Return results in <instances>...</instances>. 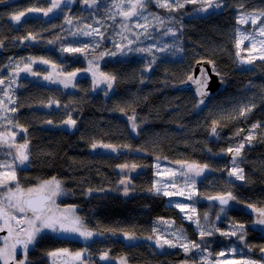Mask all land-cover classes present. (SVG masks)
<instances>
[{
	"label": "trees",
	"instance_id": "16d2710c",
	"mask_svg": "<svg viewBox=\"0 0 264 264\" xmlns=\"http://www.w3.org/2000/svg\"><path fill=\"white\" fill-rule=\"evenodd\" d=\"M222 2L225 5L223 8L204 14L196 12L197 6L193 5L169 13L149 0L145 12L148 20L134 19H142L140 24L147 23V33L143 28L137 29V33L142 31L141 35H149L153 26L151 15H159L164 22L158 23V33L154 34L152 43L140 45L143 49H150V54L136 51L132 44L126 52L108 55L109 61L102 69L116 77L114 89L108 97L83 93L77 107L50 109L51 112L45 114L37 112L35 106L51 96L50 92L38 89L27 93L16 91V104L12 107L18 110L9 116L14 123L27 128L26 136L30 142L28 166L17 169L20 186L35 188L55 177L62 182L64 190V194L58 197L59 208L75 206L76 213L86 226L102 236L86 244L43 236L29 250L30 264H51L46 253L61 248L71 252L86 248L94 264H98L96 258L105 251L111 258L126 257L129 264H201L204 257L207 261L212 259L207 253L213 256L219 250H227L232 244L237 246L239 258L264 260L261 257L264 253L261 252L264 235L258 234L260 226L254 223L258 214L241 209V206L249 204L257 209L264 208V130H256V139L251 146L246 145L242 159L238 158L245 180L229 177L232 154L227 152L229 147H236L243 140L252 124H264V61L256 60L248 67L238 63L235 34L239 27L236 18L241 0ZM242 2L249 11L264 9V0ZM32 4L33 0H20L13 5L0 7V40L4 42V46L0 47V70L11 54L21 53L17 38L27 35L26 26H11L7 21L8 16L16 7H29ZM111 5L112 0H99L96 7H100L102 13L98 27L105 31L95 35L92 40L105 39L107 51L116 53L119 51L116 45H120L121 37L116 21L111 24L107 19L106 8ZM58 26L51 25L46 35L68 34L69 28L58 29ZM38 28L34 35L41 34V28ZM169 28L176 32L175 36L168 33ZM157 35L159 40L156 45L154 41ZM80 42L87 45L83 34ZM204 60L215 63L223 86L209 101L197 107L198 101L191 93L177 91L176 87L187 79L198 61ZM150 62L151 70L146 73L144 69ZM4 70L9 73L11 67ZM0 77H5L4 73H0ZM253 102L256 107L247 118L239 117V107ZM120 109H124V112ZM67 112L73 114L72 118L76 120L74 129L67 131L40 126L48 120H66ZM133 115L138 125V131L134 133L126 121ZM213 121L218 124L216 134L211 131ZM4 123L0 121V124ZM241 128L244 132L235 135ZM3 130L0 127V131ZM93 142L115 145L117 152L106 153L102 148L92 150ZM177 162L208 165L200 176L189 173L195 180L194 189L185 185L184 176L168 177L167 169L178 173L184 170ZM125 163L141 167L136 175L130 177L132 195L128 198L120 195L117 184L121 175L116 168ZM154 165H159V168ZM158 171L161 175H156ZM173 180L176 187L167 190L176 192L180 189L185 195L195 191L192 200L180 195L168 197L149 191L154 182L162 184ZM89 188L95 190L91 195H88ZM229 192L236 199L231 201L233 206L230 204L223 213L220 207L206 198ZM178 202L189 205L195 202L194 219L198 218L213 234L201 240L196 224L174 206ZM218 214L221 216L219 221ZM188 215L192 213L189 211ZM205 215L207 220L204 219ZM163 221H175V224L169 229ZM233 223L245 225V239L251 251L235 237L222 236L213 228L228 231ZM154 227L164 235L176 227H183L188 239L199 242L202 247L186 255L181 248L165 246L163 251L157 249L153 244L155 237L149 241L152 245L146 241L130 244L119 237L122 233H128L146 238L152 236Z\"/></svg>",
	"mask_w": 264,
	"mask_h": 264
},
{
	"label": "snow or ice",
	"instance_id": "6c2138e0",
	"mask_svg": "<svg viewBox=\"0 0 264 264\" xmlns=\"http://www.w3.org/2000/svg\"><path fill=\"white\" fill-rule=\"evenodd\" d=\"M0 2H3V0H0ZM74 2L75 0H50V3L46 7H28L27 9L13 12L10 14L9 19L15 24H20L22 23L23 18H25L29 13H39L44 17H48L50 14L62 11V5L72 4ZM80 2L87 8H95L98 5L99 0H80ZM148 2L149 0H112V7L116 9V13L112 14V18L114 19L115 15L118 13L125 22L132 21L134 18H143L147 21L148 16L145 15V12L147 11ZM151 2H154L157 7L167 10L169 13H175L183 10L187 5L197 6L195 11L204 14L221 9L225 6L222 0H151ZM237 13L236 24L240 26L250 24L252 26V30L242 31L241 28L236 29V59L242 65H253L256 60L264 61V39H257L258 37H264V9H253L249 11L245 8V4L241 0L238 4ZM154 19L159 21L161 24L164 22L163 18L159 15H155ZM65 23L71 25L72 19L65 17ZM100 23L101 22L99 20L96 21V24L99 25ZM133 27L143 28L144 32L147 33V23L135 24ZM84 28L91 29L90 31H82L81 34L84 36H92L94 33L99 34L100 32L98 27H93L92 25L85 24ZM123 28L127 30L129 28V24L124 23ZM168 33L173 36L176 35V32L171 28L168 29ZM133 35H136V33H133ZM17 39L19 40V43L23 45L25 41H35L37 37L30 33L27 36L18 37ZM245 41H248L250 46L242 47L244 46ZM49 43L53 42L49 41ZM3 46L4 42L3 40H0V47ZM96 47H99V45L97 44ZM116 47L119 48L120 45L117 44ZM87 50L88 45H84L83 47L68 46L61 48V52L68 53L69 55H84ZM136 51L149 52L150 54L151 50L136 49ZM177 51H180V49L177 48ZM242 51H246L248 55L246 57H242ZM106 55L114 56L116 53L101 52L100 58H103ZM198 63L211 64L213 73L220 75L213 61H198ZM36 64L48 65L53 70L58 69L57 63L52 60L44 57L29 56L26 59L21 58L14 61L10 65L11 71H9L8 75L6 77H0V93H2V95H0V121L6 122V125L0 124V127L4 128L3 131H0V149H9L7 155L11 158L8 161L0 162V190H3L0 192V233H6V235L0 236V241H2V244H0V264H30L28 260L29 249L39 243L46 231L56 235L76 236L84 241H88L98 234L90 230L84 223L83 219L76 215L75 206H68L63 209L56 206L54 198L64 194L61 181L53 177L51 180L44 181L38 187L25 189L20 186L17 180V168L19 166H25L29 162L30 142L26 138L23 143L17 142V134L13 131V129L19 128L20 131L24 133H27L28 130L18 123H14L13 119L7 114L15 113L18 110L17 107H10V105L16 104L12 85L17 82V78L21 73H26L31 76H40L41 73L33 68V65ZM149 70H151V62L146 65L144 69V71ZM87 71L92 74L94 91L99 88L101 84H106L108 90L112 89L113 83L116 80L114 75L100 71L99 65L96 64L94 67L92 61H89V68ZM79 72L80 69L72 72L56 71L57 76L64 77L62 80L55 79L52 72H48L46 75H43L42 78L51 83H62L65 88H68L72 85L73 80L77 77ZM187 79L196 85L197 96L206 97L209 94L205 91L209 83V74L203 67L200 68L199 77L189 74ZM141 82L143 83V81ZM107 94L108 92L106 91L105 95ZM204 103V99L201 98L197 107ZM57 106H59L58 102ZM255 107L256 105L254 102L242 105L239 107L238 116L241 118H247L248 114H250ZM120 111L123 113L124 109H120ZM129 121L131 122L132 132H137L138 125L136 123V117L134 115L130 116ZM46 123L51 125L53 122L48 120ZM63 124L69 129H74L76 126V120L69 117L67 120L63 121ZM217 126V121H213L211 129L213 134H216ZM257 129L264 130V124H252L248 129L247 134L244 135L243 140L240 141L236 147H229L227 149V152L232 154V168L228 171L229 177H235L236 180L241 181L246 179L243 168L239 166L238 158L242 159V151L245 149L246 145L251 146L252 141L256 139ZM242 132H244V129H238L235 135L239 136ZM91 148L92 150L102 148L113 153L117 152V146L102 142H93L91 144ZM177 163H179L181 168L184 170L178 173L175 170L167 169L166 172L168 177H176L178 174L184 176L185 185L193 189L195 188V180L189 176V173L193 176H200L205 169L208 168V165L206 164L198 165L196 163ZM118 167L121 172H124L129 168L135 170L137 165H129L125 163L118 165ZM153 167L159 168V165H154ZM156 175H161V172L158 171ZM120 184L124 185L123 194L127 196L129 194V188L127 185L131 184V180L127 178L121 179ZM10 185L15 186L11 187ZM174 187H176V182L174 180L162 184L154 182L149 191L153 194L162 193L164 196L168 197L180 195L184 196L185 199L188 200H192L193 196L196 195L195 191H191L185 195V192L180 189H177L176 192H170L167 190ZM93 191L95 190L89 188L88 195H91ZM100 191H104V189H100ZM206 198L212 201H218L221 206V213L224 212L225 206L229 204V201L236 199L231 192ZM194 203L195 202L189 205L178 202L174 206L184 213L185 217L189 221L196 224V227L199 229L200 238L203 240L204 237L211 236L213 232L206 229L198 218L194 219L196 214ZM247 207L251 208L253 212L258 214V218L254 221V223L264 226V208L257 209L254 205L250 204L247 205ZM189 211L192 213L191 216L188 215ZM204 219H208L207 215H205ZM217 219H219V214ZM163 223L167 224L169 229H172L175 221L171 223L163 221ZM229 227L230 230L221 231L219 228L213 226L214 230L219 232L220 235L228 238L235 237L241 242V244H244V246L248 247V250L251 251L252 249L247 245L245 239V225L242 223H233ZM113 234H115V232H113ZM122 235L124 239L128 241L135 239L134 235L128 233H122ZM153 237H155V247L161 251H163L165 246H167V248H181L187 255L190 251L199 250L202 247L199 242L190 241L188 239L183 227H176L173 231L168 232L166 235L161 234V231L154 227L152 236L146 237V239L153 240ZM203 250L207 251L206 248ZM236 251L237 250L235 248L229 249L227 252L222 250L217 254V256H234ZM261 252H264V248H261ZM21 254L23 258H20ZM46 255L51 264H91L89 253L86 248L76 252H71L67 248H61L55 251H48ZM111 259L112 258L109 256L107 251L102 252L99 255V261L106 262ZM116 264H128L127 258H119L116 261ZM185 264H187V262H185ZM201 264H208L207 258H202ZM212 264H264V260H256L251 257H241L239 260L217 259L212 262Z\"/></svg>",
	"mask_w": 264,
	"mask_h": 264
},
{
	"label": "flooded vegetation",
	"instance_id": "af4514ba",
	"mask_svg": "<svg viewBox=\"0 0 264 264\" xmlns=\"http://www.w3.org/2000/svg\"><path fill=\"white\" fill-rule=\"evenodd\" d=\"M50 3V0H33V4L29 7H46ZM28 7H16L14 12L18 10H24ZM62 11H57L53 14H50L48 17H44L42 14L39 13H29L25 18H23L22 23L15 24L13 23L8 16V22L13 27H19L22 25L26 26V32L28 34H33L38 31V27L41 29L40 35H35L37 39L35 41H25V44L21 45L20 48L22 49L21 53H13L8 58V62L4 65V68L11 67L10 65L21 58H27L29 56L33 57H44L46 59L52 60L57 63L58 69L53 70L48 65L43 64H36L33 65L34 70L41 73L40 76H31L26 73H21L19 78H17V82L19 80V85L14 84L12 85L14 91H26L30 92L33 90L38 89V91L42 92H50L51 96H49L47 99L43 100L41 103L35 106L37 109V112L41 113H50V109L58 110L59 108H71V107H77L80 104V98L84 95H90L94 96L95 94H100L102 97H108L111 92L114 89V83L111 90L107 89L106 84H101L99 88H97L95 91L93 90V77L91 72L87 71L89 67V61L93 62V66L96 64L99 65V70L103 71L102 68L106 65L108 59V55L104 56L102 58V61L98 62L95 59V55L99 54L101 52H109L107 51L108 46H106V40L103 38L97 39V40H90L88 38L89 36L83 35V40L87 39L85 42L87 45H90L88 47V50L84 53V55L76 54V55H69L68 53L61 52L62 47H68V46H75V47H83V43L80 42V39H82V31L85 30H91V29H85L82 24L84 22L94 21L96 14H98L97 17L100 16L102 12L99 11V7H95L94 11L91 13H88L87 7L84 6L80 1L75 0L72 4H65L62 5ZM84 12H87L86 14ZM65 17H69L72 19V24L69 25L65 23ZM107 21V19H106ZM122 22L125 23V21L122 20ZM59 25L58 29L60 28H69L68 34L65 35H59V36H52L49 37L46 35L48 32V28L51 25ZM96 24V21L93 23ZM112 24V23H111ZM100 32L105 31L104 28H99ZM77 31L81 37L77 38L73 37L74 33ZM99 32V33H100ZM26 35V36H27ZM95 35H98L95 33ZM104 40V41H103ZM49 41H52L53 43H49ZM89 41V42H87ZM99 45V47H96V45ZM79 45V46H78ZM118 49V47H117ZM119 50V49H118ZM99 51V53H97ZM111 53V52H109ZM120 53V51L116 52V55ZM77 69H80V72L78 73L77 77L73 80V83L68 88H65L62 83H51L49 81H45L42 77L43 75H46L48 72H52L53 76L57 80L64 79L63 76H57L56 71L60 72H72L76 71ZM104 72V71H103ZM28 83V84H27ZM25 84H27L26 88L24 87ZM108 92L107 95H105V92ZM57 102L59 106H57ZM47 105V106H46ZM42 108L49 109V112L47 110H42ZM41 109V110H39ZM68 113V118L73 116V114ZM66 118V120L68 119ZM53 123L51 125L44 123L43 125H40L44 128L48 129H57L58 124H62V122L51 120ZM67 127V126H66ZM60 129V128H58ZM24 133V132H22ZM26 134V133H25ZM25 136V135H24ZM26 138V136H25ZM61 196V195H60ZM59 196L55 197L56 206L57 202L59 200ZM231 206H233V202L231 203ZM59 207V206H58ZM2 241H0L1 243ZM70 251V250H69ZM261 257H264L261 254ZM50 261V260H49ZM51 263V262H50ZM91 264H93L91 262Z\"/></svg>",
	"mask_w": 264,
	"mask_h": 264
},
{
	"label": "rangeland",
	"instance_id": "374dc122",
	"mask_svg": "<svg viewBox=\"0 0 264 264\" xmlns=\"http://www.w3.org/2000/svg\"><path fill=\"white\" fill-rule=\"evenodd\" d=\"M41 1H43V0H41ZM77 1H80V0H77ZM100 8V7H99ZM87 10L89 11L88 13H91L92 11H94V8H87ZM106 12L108 13V15H107V19H108V21H109V23H113V21H116V28L119 30V32H120V36L119 37H121V39H120V47L118 48L119 49V51L120 52H126V50L128 49V48H130V46L133 44V45H135V47L137 48V49H143L141 46H143V45H141V44H144V45H147V44H150V43H152V41H153V36H154V34H156V33H158V23H159V21H157V20H155L154 19V16H150V22L151 23H153V26H151V30L149 31V35H147V36H144V35H141V33H142V31H140L139 33H137V29H140V28H137V27H133V25H135V24H140V21L143 19H141V20H132V21H127V22H125V23H128L129 24V28L127 29V30H125L124 28H123V24H124V22H122L121 21V19H120V15L117 13L116 15H115V20H113V18H112V14L113 13H116V9L115 8H113L112 7V5H111V7H107L106 8ZM211 12V11H210ZM85 14L87 13V12H84ZM98 16V14H96V16H95V20L94 21H89V22H84L83 24H82V26H84L85 24H88V25H92L93 27H98L99 25L98 24H93L95 21H97V20H99L100 21V19H99V17H97ZM98 28H100V27H98ZM113 28H114V26H113ZM238 28H241V30L243 31V30H248V31H251L252 30V26L250 25V24H248V25H244V26H240L239 25V27ZM88 31H90V30H88ZM133 33H136V35H133ZM73 37H76V39L77 38H79V34L77 33V31L75 32V34H74V36ZM94 37H96L95 36V33L92 35V36H89L88 38H90V40H92ZM257 39H264V37H258ZM87 39H85V41H86ZM158 40H159V36L157 35L156 36V38H155V43H156V45H157V43H158ZM104 41V40H103ZM116 41H119V38H116ZM130 41H131V43H130ZM141 45V46H140ZM79 46V45H78ZM248 46H250L249 45V42L248 41H245V44H244V46H242V47H248ZM97 53H99V51H97ZM248 54H247V52L246 51H242L241 52V56L242 57H246ZM95 59L98 61V62H100V61H102V58H100V55L99 54H96L95 55ZM95 67V66H94ZM89 68V67H88ZM11 71V70H10ZM0 73H1V75H2V73H4V75H5V77L8 75V72H6L5 70H4V66L1 68V70H0ZM19 78V77H18ZM20 79V78H19ZM6 83H7V81H6ZM16 84H18L19 85V80H18V82L16 83ZM12 90H13V92H14V96H15V93H16V91H14V89H13V87H12ZM0 95H2V93H0ZM10 107H12V105H10ZM39 110H41V109H39ZM42 110H47L48 112H49V109H47V108H42ZM73 113H75V111H73ZM9 114H12V113H8L7 115H9ZM11 117V116H10ZM127 120V123H128V126H129V128H130V131H132L131 130V122L129 121V118H127L126 119ZM1 122H5V121H1ZM5 125H6V122L4 123ZM57 126V129L58 128H60V129H63V130H69V128L68 127H66V125H64L63 123L62 124H58V125H56ZM13 131H15L16 132V134H17V137H16V139H17V142H19V143H23L24 142V139H25V136L27 135V134H25V133H22V131H20V129L19 128H15V129H13ZM132 133H134V132H132ZM25 135V136H24ZM26 139H27V136H26ZM104 150V152H106V153H110V154H113V153H111V151H109V150H106V149H103ZM8 151H9V149H7V148H4V149H0V162H3V161H8V160H10L11 158L7 155V153H8ZM29 163V162H28ZM28 163H27V165H25V166H19L17 169H20V168H25V167H27L28 166ZM116 170L118 171V173L121 175V177H120V180L121 179H124V178H127V179H129L130 180V177L131 176H134V175H136L140 170H141V167H137L135 170H132V169H128V170H125L124 172H121V170L119 169V167H117L116 168ZM118 184V188H119V190H120V195L122 196V197H124V198H128V197H130L132 194H131V190H130V187H131V184H129V185H127L128 186V188H129V194L127 195V196H125L124 194H123V188H124V185H121L120 184V181H119V183H117ZM11 187H14L15 185H10ZM3 190H0V192H2ZM76 215H78L77 213H76ZM79 216V215H78ZM219 217H221V216H219ZM217 221H219L218 219H217ZM257 226H260L259 227V230H260V232H258V234L259 235H264V226H261V225H257ZM263 228V229H262ZM258 229V228H257ZM94 232H96V231H94ZM96 233H98V232H96ZM43 236H50V237H56V238H65V239H71V240H74V241H78V242H81V243H83V244H86V243H89V242H91L92 240H94V239H98V238H102V236H101V234L100 233H98L97 235H95L92 239H90V240H88V241H84L83 239H81V238H79V237H76V236H64V235H56V234H53V233H51V232H45L44 234H43ZM120 238H123L124 239V237H123V235L122 236H119ZM127 243H130V244H132V243H139V242H142V241H146V242H149L150 240H148V239H146V238H141V237H136L135 236V239L134 240H131V241H128V240H125ZM150 243V242H149ZM0 244H2V242L0 243ZM153 244H155V243H153ZM150 245H152L151 243H150ZM31 248H33V247H30V249ZM232 248H235L237 251H238V249H237V246L235 245V244H232L227 250H223V251H228L229 249H232ZM29 249V250H30ZM221 250H219V252H220ZM236 251V253H235V255L234 256H232V255H226L225 257H218L217 256V254L219 253V252H216V254H214L213 256L212 255H210V254H206L208 257H212V259H209V261H208V264H212V262H214V261H216L217 259H227V260H233V259H235V260H239L240 258L237 256V252ZM20 258H23L22 257V254H21V256H20ZM119 258H121V257H118V258H112L111 260H109V261H106V262H104V261H99V255H98V257L96 258L97 259V261H98V264H116V261L119 259ZM205 258V257H204ZM94 264V263H93ZM129 264V263H128ZM183 264H185V263H183ZM188 264V263H187Z\"/></svg>",
	"mask_w": 264,
	"mask_h": 264
},
{
	"label": "water",
	"instance_id": "95a60500",
	"mask_svg": "<svg viewBox=\"0 0 264 264\" xmlns=\"http://www.w3.org/2000/svg\"><path fill=\"white\" fill-rule=\"evenodd\" d=\"M20 0H6V1H3V2H0V7H7V6H10V5H13L17 2H19ZM121 19L123 20V18L121 17ZM206 61V60H204ZM238 63L240 64V62L238 61ZM242 67H248V65H242L240 64ZM203 67L209 74V83H208V87L205 89V91H207L209 94L206 96V97H199L197 96L196 94V85L193 84L192 82L188 81V79H186L184 82H182L180 85H178L176 87V90L177 91H182V92H186V93H191L196 101L199 102V100L201 98L204 99L205 102L209 101L214 94H216V92H218L222 86H223V83L221 82V78L219 75H216L213 73V70H212V66L211 64H208V63H196L193 67V70H192V75L196 76V77H199L200 75V68ZM149 71H146V73H148ZM232 201V200H231ZM231 201H229V204L227 206H225V208H228L231 204ZM211 202L217 206V207H220L221 206L219 205V202L218 201H212ZM241 209H243L244 211H250L252 212L251 209H249L247 206H241ZM3 235H6V233H0V236H3ZM263 255V253H262Z\"/></svg>",
	"mask_w": 264,
	"mask_h": 264
},
{
	"label": "clouds",
	"instance_id": "9594fccd",
	"mask_svg": "<svg viewBox=\"0 0 264 264\" xmlns=\"http://www.w3.org/2000/svg\"><path fill=\"white\" fill-rule=\"evenodd\" d=\"M126 119V118H125Z\"/></svg>",
	"mask_w": 264,
	"mask_h": 264
}]
</instances>
